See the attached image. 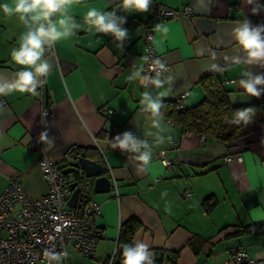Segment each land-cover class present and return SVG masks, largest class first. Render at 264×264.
Masks as SVG:
<instances>
[{
  "label": "crops",
  "instance_id": "1",
  "mask_svg": "<svg viewBox=\"0 0 264 264\" xmlns=\"http://www.w3.org/2000/svg\"><path fill=\"white\" fill-rule=\"evenodd\" d=\"M120 4L121 0H83L69 14L83 24L89 7L116 10L126 20L123 27L129 35L122 45L110 35L81 29L58 41L55 55L45 56L53 67L42 78L46 82L37 88V94L2 96L0 195L14 179L30 197L47 191L38 155L31 146L33 137L46 131L48 149L60 167L71 162V147L88 148L96 153L103 174L111 180L109 193L89 192L90 200L101 208L97 218L101 238L90 264H109L114 254L116 264L121 224L133 217L141 223L133 243L147 244L150 252H177V264H225L239 248L250 253L257 264H264V235L244 231L264 222V129L225 145L186 133L164 116V135L172 139L154 146L152 162L144 171L139 170L134 154L111 147V140L119 134L132 132L145 138L149 130L140 104L145 87L139 80L127 79L133 66L145 67L141 38L146 25L153 31L156 51L171 67L164 76L171 77V82L165 85L169 92L163 103L187 92L184 108L198 105L205 96L201 80L211 74L230 91L232 104L250 103L253 97L245 96L238 82L245 72L264 74V64L232 63V57L243 55L233 29L244 19L253 26H264V0H152L147 13L125 12ZM160 5L176 10L191 6L194 14L161 23L154 14ZM257 7L254 15L252 9ZM133 20L138 24H132ZM157 24L166 25L167 34L155 32ZM24 31L16 16L0 13V76L11 79L20 70L10 53ZM42 103L51 106V115L45 119L41 118ZM255 116L263 117L264 111ZM162 150L180 164L164 166L158 157ZM227 154L240 155L242 161L227 165ZM211 196L216 204L207 208L203 203ZM68 250L70 264H86L72 248Z\"/></svg>",
  "mask_w": 264,
  "mask_h": 264
},
{
  "label": "clouds",
  "instance_id": "2",
  "mask_svg": "<svg viewBox=\"0 0 264 264\" xmlns=\"http://www.w3.org/2000/svg\"><path fill=\"white\" fill-rule=\"evenodd\" d=\"M81 3L83 0H6L0 3V13L5 17L16 16L25 28L17 41L18 47L13 48L10 53L12 63L20 66V70L16 71L11 79L0 76V96L13 93L37 94V88L46 82L42 78L47 77L53 67L45 58L46 53L50 52L58 41L76 35L81 29L110 35L121 45L129 38L127 29L123 27L126 20L118 16L116 10L102 11L89 7L83 17V24L78 23L69 11L74 5ZM151 5L152 0H121L120 9L125 12L147 13ZM252 13L257 14L258 7L253 8ZM154 31L167 34L168 27L157 24ZM233 36L243 55L232 57V63L264 64V26H253L249 20L244 19L236 22ZM143 60L151 64L154 74H146L143 67L133 66L127 79L139 80L145 87V91L141 93L140 104L141 112L146 114L145 118L149 120V130L145 131V138H138L132 132H124L111 140L113 149L134 154L133 159L140 162V171H144L151 164L154 146L172 139L171 136L164 135L167 129L162 111L163 98L169 92L165 85L171 82V77H164V73L168 71L167 66L160 58L149 61L148 57H144ZM212 67L216 69L215 65ZM232 84H236V81H232ZM238 84L245 96L259 98L264 95V74L245 72L244 78L240 79ZM4 109V104L0 102V111ZM254 116L255 108L248 107L236 110L230 119L226 116L225 120L237 126L247 125L253 122ZM148 138H151V142ZM39 140H48L46 131L40 134ZM59 230L57 228V231ZM44 255L59 264L67 257V252L46 250ZM121 264H154L153 254L143 242L125 244L121 253Z\"/></svg>",
  "mask_w": 264,
  "mask_h": 264
},
{
  "label": "built area",
  "instance_id": "3",
  "mask_svg": "<svg viewBox=\"0 0 264 264\" xmlns=\"http://www.w3.org/2000/svg\"><path fill=\"white\" fill-rule=\"evenodd\" d=\"M155 16L161 23H166L180 16H192L194 9L186 6L183 9H173L164 5L157 6ZM132 24H138L132 21ZM144 44V57L149 61L162 57L156 51L154 34L147 26L142 34ZM48 54L55 55L53 47ZM45 55V56H46ZM165 63V62H164ZM168 71L171 67L167 63ZM151 64L145 62V73L152 75ZM188 93L176 98L179 108H184V100ZM51 115V106L42 103L41 118ZM40 135L32 139V149L38 155V168L47 185V191L39 197H30L23 184L11 180L0 195V264H57L44 255L46 250L57 253L67 252V257L59 264L69 263V248H72L85 260H92L96 256L101 238L97 218L101 208L99 203L81 196L76 208L68 206L71 196L69 181L62 173V168L54 154L48 149L46 141L39 140ZM204 139V137H202ZM160 162L167 168H175L180 164L178 159H170L164 150L158 154ZM235 160L242 161L240 155L227 154L224 161L227 165ZM160 180V179H158ZM189 198L188 193H184ZM57 228L60 230L57 231ZM109 264H113L114 257ZM225 264H257L254 257L244 249L233 250Z\"/></svg>",
  "mask_w": 264,
  "mask_h": 264
},
{
  "label": "trees",
  "instance_id": "4",
  "mask_svg": "<svg viewBox=\"0 0 264 264\" xmlns=\"http://www.w3.org/2000/svg\"><path fill=\"white\" fill-rule=\"evenodd\" d=\"M201 84L205 90V96L198 105L189 108H179L176 101L163 103L162 111L164 116L180 126L184 132L196 133L206 139H213L225 145H232L239 139L264 129V116H254L253 122L238 126L225 120L226 116L230 119L232 113L236 110L248 107L255 108V114L263 112L264 95L259 98L253 97V100L248 104L234 105L229 98L230 91L222 84L217 75L205 76L201 80ZM0 102L4 104L2 96H0ZM81 153H85L91 159H98L96 153L88 148L71 147L69 151L70 156ZM89 192L84 190L81 196L83 197L85 194L87 199L90 200ZM203 204L207 208H212L216 204V200L211 196L206 198ZM140 227L141 223L135 217L123 222L119 230L118 248L125 244H134V236ZM244 231L248 234L264 235V222L249 225L244 228ZM151 253L153 254L154 264H164L166 260L170 264H177V252L156 249L152 250Z\"/></svg>",
  "mask_w": 264,
  "mask_h": 264
},
{
  "label": "water",
  "instance_id": "5",
  "mask_svg": "<svg viewBox=\"0 0 264 264\" xmlns=\"http://www.w3.org/2000/svg\"><path fill=\"white\" fill-rule=\"evenodd\" d=\"M71 162L62 167V173L72 178L69 182L71 196L68 200L70 208H76L84 190H93L94 193H109L111 191V180L104 175V167L97 160L90 159L85 153L69 156ZM85 195V194H84ZM123 246L118 248L116 264H121V253Z\"/></svg>",
  "mask_w": 264,
  "mask_h": 264
},
{
  "label": "rangeland",
  "instance_id": "6",
  "mask_svg": "<svg viewBox=\"0 0 264 264\" xmlns=\"http://www.w3.org/2000/svg\"><path fill=\"white\" fill-rule=\"evenodd\" d=\"M67 180H68L69 182L72 181V179H71L70 177H67ZM69 249H71V248H69ZM78 258H79V260H80L81 262L86 263V264H90V263H89L90 260H85V259H83V258H82L81 256H79V255H78Z\"/></svg>",
  "mask_w": 264,
  "mask_h": 264
}]
</instances>
